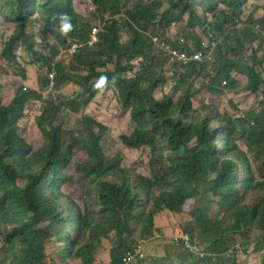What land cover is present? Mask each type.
Here are the masks:
<instances>
[{"label": "trees", "instance_id": "1", "mask_svg": "<svg viewBox=\"0 0 264 264\" xmlns=\"http://www.w3.org/2000/svg\"><path fill=\"white\" fill-rule=\"evenodd\" d=\"M263 1L0 0V264H99L103 241L108 264H123L164 212L185 221L193 250L179 241L176 255L132 264H246L250 245L264 264V54L244 53L256 42L264 53V14L242 17ZM151 36L183 59L168 66ZM209 51L211 61L191 57ZM240 75L248 110L193 107L237 89ZM107 89L128 114L112 156L107 127L86 113ZM124 151L148 157L125 167Z\"/></svg>", "mask_w": 264, "mask_h": 264}, {"label": "rangeland", "instance_id": "2", "mask_svg": "<svg viewBox=\"0 0 264 264\" xmlns=\"http://www.w3.org/2000/svg\"><path fill=\"white\" fill-rule=\"evenodd\" d=\"M263 14L264 1L258 4L251 2L248 7L245 8L242 17L244 20H247L249 17L252 16L260 18ZM169 35L172 38L177 35V25H175L173 28H170ZM163 39L166 38L163 37ZM254 51H258L259 56H262L264 54L263 50L260 49L259 42H256L253 46L248 47L244 53L248 57ZM17 54L20 56H25L20 49L17 50ZM57 60L63 63L64 65H69L71 62V57L68 54L67 50L61 48L59 50V56ZM167 65L170 66L171 63L167 62ZM3 78L4 74H2L1 79ZM238 78L240 80V84L237 89L224 92V94L219 97L207 94L195 100L193 103V107L196 108L198 106L204 105L205 103H213L221 112L227 111L228 113H231L234 107H237L239 113L241 111L248 110L251 106L255 104V97L251 96V94H249L246 90V78L241 75ZM30 79L32 78H29L28 80ZM32 83L33 84H27L24 81L23 85L25 86V88H28L29 86H32V88H36L37 86L34 84V82ZM86 113L107 127V133L102 141V145L104 146L106 155L112 156L124 150L119 145L118 139L120 135L123 134L124 127L128 123V114L122 112L119 108L116 94L112 89H107L103 92H100L92 100L91 104L86 110ZM33 131H35V129ZM146 156V154L140 152L126 153L124 151L122 156V164L125 167H130L133 165L136 169V165H139L141 162L145 161ZM80 159V156L72 159L71 166L69 169H71L72 165L75 162H78ZM69 174L71 176V181L69 182V191L73 195V197H75L79 201L81 200L82 195V178H80L74 172H70ZM155 223L157 224V228L160 230V232H154V234L152 235L153 239L149 241L140 238L136 239L134 245L136 247L140 246L139 255L150 254L147 259H149L150 257L163 256L165 254L172 253L176 255L179 251V247H177L173 243H170V241H172L173 239H179L181 235L184 234L183 228L185 221L182 222L177 216L169 214L168 212H164L162 215L156 218ZM143 241L146 242L143 243ZM103 243V248L101 247L95 255L96 262L99 264H108V244L106 241H103ZM53 251V245H49L47 248V252L52 253ZM243 254L246 260V264L259 263V258L255 253L252 245L248 247V252H244ZM66 264H78V262L68 259Z\"/></svg>", "mask_w": 264, "mask_h": 264}, {"label": "clouds", "instance_id": "3", "mask_svg": "<svg viewBox=\"0 0 264 264\" xmlns=\"http://www.w3.org/2000/svg\"><path fill=\"white\" fill-rule=\"evenodd\" d=\"M68 18L64 15L61 16V20H67ZM258 29V27L256 28ZM62 30L64 32H67L69 30V25L67 23H64L63 24V28ZM95 32L94 31L91 35V38H90V41L88 42V45L90 46L92 43H94L96 41V36H95ZM263 37H264V34H263ZM151 39V43L154 45V47L156 49H158L161 53H163L166 57H167V61L170 62V63H176L179 59L177 58V56H174L172 54V52H175L174 49H173V46L170 44V42L166 39H163V37H158V36H151L150 37ZM79 47V45L77 44H74L72 45L68 50V54L70 56H72L75 52H76V49ZM215 47V45H214ZM213 47V48H214ZM73 50V51H72ZM214 50V49H213ZM176 53V52H175ZM197 53H194L191 55V57L193 58L194 61H196L197 59H194V56H196ZM212 56H213V51H209L206 55L205 54H200V60L201 61H211L212 60ZM50 74H53L50 73ZM17 80L18 77H17ZM227 85V83L225 81H223V86ZM23 87V85H22ZM186 234V233H185ZM187 235V234H186ZM189 236V235H188ZM151 237V236H149ZM147 237V238H149ZM190 237V236H189ZM147 238H141V239H147ZM179 241H170V243H173L174 245L178 244ZM126 254V253H125ZM150 254H146V255H138L137 258H143V257H146V256H149ZM203 257V256H202ZM135 262V260H134Z\"/></svg>", "mask_w": 264, "mask_h": 264}, {"label": "built area", "instance_id": "4", "mask_svg": "<svg viewBox=\"0 0 264 264\" xmlns=\"http://www.w3.org/2000/svg\"><path fill=\"white\" fill-rule=\"evenodd\" d=\"M72 51H73V50H72ZM172 54H173L174 56H177V54H176L175 52H172ZM177 58H178V59H183V56L181 55L180 57H177ZM199 58H200V54H197L196 56H194V59H199ZM52 76H53V74H50V75H49L50 78H52ZM25 89H26V88H25V86L23 85V90H25ZM151 239H153L152 236L149 237V238H147V239H144V240L149 241V240H151ZM173 241H181V242L184 243V245H185L187 248L193 250L192 247H191V244H190V237H189L188 235H186V234L181 235V237H180L179 239H173ZM145 242H146V241H143V243H145ZM139 253H140V246H137V247H135V250H134L133 252L130 251V252H127V253L124 255V257L122 258V263H123V264H132V263L134 262L135 258L139 255ZM193 253H198L201 257L204 256V254H203L201 251H197V249H195V250L193 251Z\"/></svg>", "mask_w": 264, "mask_h": 264}, {"label": "crops", "instance_id": "5", "mask_svg": "<svg viewBox=\"0 0 264 264\" xmlns=\"http://www.w3.org/2000/svg\"><path fill=\"white\" fill-rule=\"evenodd\" d=\"M155 226L157 227V224L155 223ZM164 248V247H163Z\"/></svg>", "mask_w": 264, "mask_h": 264}]
</instances>
